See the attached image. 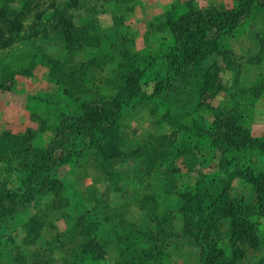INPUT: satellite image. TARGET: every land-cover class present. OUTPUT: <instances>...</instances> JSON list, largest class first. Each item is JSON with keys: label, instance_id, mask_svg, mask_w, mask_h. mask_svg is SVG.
I'll list each match as a JSON object with an SVG mask.
<instances>
[{"label": "rangeland", "instance_id": "1", "mask_svg": "<svg viewBox=\"0 0 264 264\" xmlns=\"http://www.w3.org/2000/svg\"><path fill=\"white\" fill-rule=\"evenodd\" d=\"M245 2L0 0V192L19 186L33 150L85 101L114 97L136 71L146 93L102 139L75 143L54 169L57 196L0 223V264L78 263L93 217L104 218L95 230L103 254L84 264H200L183 204L196 189L243 207L247 238L234 243L221 211L212 213L216 262L264 264V216L246 178L264 179V0L212 32L214 53L152 94L173 76L178 27Z\"/></svg>", "mask_w": 264, "mask_h": 264}, {"label": "trees", "instance_id": "2", "mask_svg": "<svg viewBox=\"0 0 264 264\" xmlns=\"http://www.w3.org/2000/svg\"><path fill=\"white\" fill-rule=\"evenodd\" d=\"M245 1V5L241 8L214 12L209 16H194L174 31L175 53L169 56V67L173 76L156 82L152 89L153 95H158L169 87L170 81L175 77L185 75L190 65L214 53L216 45L211 39V33L234 26L240 18L246 15L252 0ZM257 3L264 5V2ZM139 78V71L127 76L124 82L116 87L115 96L108 100L85 101L83 113L77 120L64 130L54 131L42 148L33 150L30 162L23 164L19 171L22 173L18 179L19 186L0 192V223L4 219L7 220L18 209L29 207L38 200L47 199L51 195L57 196L59 182L53 174L55 167L69 157L76 142L81 140L90 142L94 137L102 139L112 124L119 119L122 108L130 101L136 98H146V93L140 88ZM246 178L254 188L260 212L264 216V179L251 174L246 175ZM219 182L222 183L221 180ZM183 198L186 212L196 220L192 235L200 264H218L214 240L211 237V232L216 225L212 215L214 211L219 209L221 215L228 221L232 243L235 240L242 241L247 238L248 226L242 217L243 207L234 200L225 196L220 199L218 195H204L199 189H196L192 195H184ZM87 213H90L88 209L81 212L79 215L81 221H85ZM103 219V217H100V220L93 217L85 225L84 232L88 238L85 242H81L80 250L75 254L79 262L75 264H84V259L91 258L93 255L99 257L103 254L100 241L95 236V230ZM125 245L128 244L125 243ZM154 264L158 263L154 262Z\"/></svg>", "mask_w": 264, "mask_h": 264}]
</instances>
